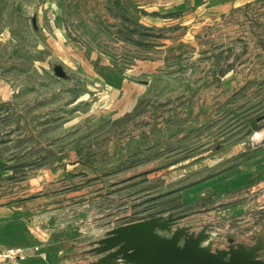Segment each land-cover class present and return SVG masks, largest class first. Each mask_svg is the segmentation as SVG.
<instances>
[{"label": "rangeland", "instance_id": "1", "mask_svg": "<svg viewBox=\"0 0 264 264\" xmlns=\"http://www.w3.org/2000/svg\"><path fill=\"white\" fill-rule=\"evenodd\" d=\"M8 1L0 0V25L10 28L8 34L0 32V78L12 81L17 100L15 107L0 104V112H10L9 118H0V128L21 123L23 129L42 130L43 152H12L10 162L22 166L4 170L29 178L38 164L79 160L94 165L69 175V190L90 198L67 212V219L84 229L101 231L169 214L187 215L180 224L195 226L196 212L205 207L206 219L197 227L212 221L210 232L225 231V220L220 226L211 220L210 197L190 199V187L210 172H195L193 161L188 168L176 163L194 158L211 143L219 148L264 143V0L222 1L190 15L185 25L162 31L137 29L127 0L116 14L98 0H60L69 39L110 51L127 65L157 63L141 64L145 67L131 75L149 86L135 109L121 118L109 110L90 115L97 97L77 82V73L70 72V81L56 75L55 69L65 66L48 45V35L33 32L32 12L14 7L22 0H10V8ZM134 28L132 36L125 34ZM183 32L193 37L180 38ZM15 111L24 117L20 120ZM259 118L256 135L250 123ZM32 142L28 136V147ZM65 186L59 185V193Z\"/></svg>", "mask_w": 264, "mask_h": 264}, {"label": "crops", "instance_id": "2", "mask_svg": "<svg viewBox=\"0 0 264 264\" xmlns=\"http://www.w3.org/2000/svg\"><path fill=\"white\" fill-rule=\"evenodd\" d=\"M98 1L103 3L104 10L112 11L114 8L115 14L117 8L121 10L124 7L123 0ZM127 1L135 10V20L141 26L162 31L174 24L185 25L190 15H201V12L227 0ZM7 6L11 7L10 0ZM14 7L24 14L27 9L32 12L30 20L33 32L48 35V45L65 66L67 81L71 80L70 72L77 73L80 76L77 82L82 81L86 90L97 97L90 115L109 110L115 118H121L135 109L149 85H142L141 81L131 77L144 68L143 65H156V62L137 60L127 65L123 57H116L110 51L69 39L59 8L60 0H45V3L42 0H22L15 2ZM0 15L3 23V13L0 12ZM33 19H36V25ZM1 31L3 36L10 33V28L5 29L0 25ZM191 33L183 32L179 37L189 39L193 37ZM120 43L123 45V42ZM123 67L128 68V73L123 74ZM11 87L12 81L0 78V104L3 106L15 107L17 99L11 95ZM14 113L20 120L24 117L22 111ZM9 115L10 112H0L2 120L9 118ZM19 125L0 128V248L21 246L29 250L32 256L23 262L8 264H92L97 259L92 254V244L115 225L101 231L84 229L69 221L67 212L73 211L80 200H90L84 192L69 190V175H76L78 169L93 170L95 166L79 160H62L46 167L38 164V171L29 178L4 170L22 166L20 161L10 162L12 152H43V131L26 130L21 123ZM28 136L33 140L29 147ZM256 145L254 147L243 142L219 148L211 143L201 148V154L176 163L178 167L188 168L193 161L195 172H210L209 176L201 177L194 187H190L194 189L190 199L202 201L210 197L214 202L210 208L212 212H209L211 220L216 225L225 220V231L217 229L219 233L211 232L216 248H227L231 240L236 244H254V236L264 229V143ZM53 149V145H50V150ZM70 153L75 155L72 150ZM5 154H8L7 158ZM61 184L66 185V190L59 193ZM187 190L189 188L184 189ZM207 212L205 207L196 212L193 225L196 232L204 226L214 225L212 221H204L200 228L197 227L198 221L206 219ZM36 247L38 251H34Z\"/></svg>", "mask_w": 264, "mask_h": 264}, {"label": "water", "instance_id": "3", "mask_svg": "<svg viewBox=\"0 0 264 264\" xmlns=\"http://www.w3.org/2000/svg\"><path fill=\"white\" fill-rule=\"evenodd\" d=\"M55 73L66 77L60 66ZM261 119L251 121L252 131L259 130ZM187 217L169 214L114 226L92 244L97 257L92 264H264V229L254 236V244L231 240L227 248L220 249L215 247L209 226L196 232L192 225H181Z\"/></svg>", "mask_w": 264, "mask_h": 264}, {"label": "built area", "instance_id": "4", "mask_svg": "<svg viewBox=\"0 0 264 264\" xmlns=\"http://www.w3.org/2000/svg\"><path fill=\"white\" fill-rule=\"evenodd\" d=\"M39 248H34L38 251ZM32 256L31 252L21 246H12L7 248H0V264L18 263L29 259ZM120 264H124L121 262Z\"/></svg>", "mask_w": 264, "mask_h": 264}, {"label": "trees", "instance_id": "5", "mask_svg": "<svg viewBox=\"0 0 264 264\" xmlns=\"http://www.w3.org/2000/svg\"><path fill=\"white\" fill-rule=\"evenodd\" d=\"M123 8V7H122ZM125 9V8H124ZM121 14V13H120ZM128 16V15H127ZM123 18H124V22L126 23V22H129L130 21V19H129V17H125V16H123ZM137 29L139 28H143L144 29V27L143 26H141L137 21H135V23L133 24ZM136 28H134L133 30H131V31H127L126 30V33L125 34H130V36H132V34H134L135 32V30H136ZM147 29V28H146ZM148 30H150V29H148ZM137 31V30H136ZM152 31V30H151ZM122 39H125V40H128L129 39V36H127V35H124V36H122L121 37ZM129 40H131V39H129ZM131 41H133V40H131ZM139 42V41H138ZM137 43V42H136Z\"/></svg>", "mask_w": 264, "mask_h": 264}]
</instances>
